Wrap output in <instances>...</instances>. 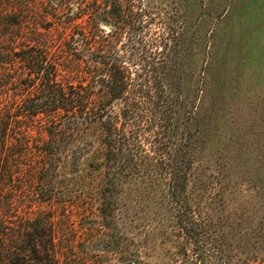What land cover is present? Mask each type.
<instances>
[{"label":"rangeland","instance_id":"374dc122","mask_svg":"<svg viewBox=\"0 0 264 264\" xmlns=\"http://www.w3.org/2000/svg\"><path fill=\"white\" fill-rule=\"evenodd\" d=\"M24 2L83 73L127 71L138 107L102 174L60 166L51 202L20 206L55 263L264 264V0Z\"/></svg>","mask_w":264,"mask_h":264},{"label":"trees","instance_id":"16d2710c","mask_svg":"<svg viewBox=\"0 0 264 264\" xmlns=\"http://www.w3.org/2000/svg\"><path fill=\"white\" fill-rule=\"evenodd\" d=\"M28 13L24 0H0V264H56L54 231L43 216L26 228L20 206L51 202L60 166L102 174L121 150L112 142L125 135L122 118L138 109L127 71L114 67L122 78L107 81L105 56L93 54L103 67L83 73L85 57L58 51L51 32H30Z\"/></svg>","mask_w":264,"mask_h":264}]
</instances>
